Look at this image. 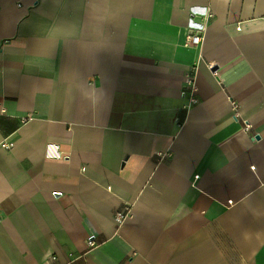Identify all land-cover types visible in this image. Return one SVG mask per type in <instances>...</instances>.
Returning a JSON list of instances; mask_svg holds the SVG:
<instances>
[{
  "label": "crops",
  "instance_id": "obj_1",
  "mask_svg": "<svg viewBox=\"0 0 264 264\" xmlns=\"http://www.w3.org/2000/svg\"><path fill=\"white\" fill-rule=\"evenodd\" d=\"M0 264H264V0H0Z\"/></svg>",
  "mask_w": 264,
  "mask_h": 264
},
{
  "label": "built area",
  "instance_id": "obj_2",
  "mask_svg": "<svg viewBox=\"0 0 264 264\" xmlns=\"http://www.w3.org/2000/svg\"><path fill=\"white\" fill-rule=\"evenodd\" d=\"M202 41V36L200 34H194L191 36V40L190 42L192 44H199L201 43ZM192 78L190 80V82H192ZM196 101H198L197 99H195ZM24 121H26L24 119ZM3 146L7 149H11L13 146H12V143H8V142H4L3 143ZM130 208L129 207H125L123 210H119L117 212V215H116V218L119 220V221H123L129 214H130ZM96 242L94 240H90V244H95ZM53 258H56L55 256H53Z\"/></svg>",
  "mask_w": 264,
  "mask_h": 264
}]
</instances>
